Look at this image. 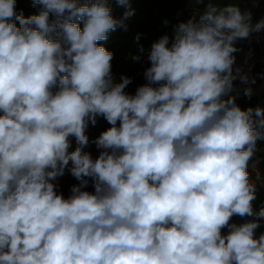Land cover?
Segmentation results:
<instances>
[{
    "label": "clouds",
    "instance_id": "clouds-1",
    "mask_svg": "<svg viewBox=\"0 0 264 264\" xmlns=\"http://www.w3.org/2000/svg\"><path fill=\"white\" fill-rule=\"evenodd\" d=\"M15 3L0 0V264H264L258 221L229 223L254 215L247 169L264 109L223 98L241 71L234 42L264 19L209 0L171 46L166 35L151 45L132 96L98 43L123 25L107 0H33L41 11L28 17ZM97 116L111 127L94 160L83 148ZM69 161L80 184L64 198L51 181Z\"/></svg>",
    "mask_w": 264,
    "mask_h": 264
},
{
    "label": "trees",
    "instance_id": "trees-1",
    "mask_svg": "<svg viewBox=\"0 0 264 264\" xmlns=\"http://www.w3.org/2000/svg\"><path fill=\"white\" fill-rule=\"evenodd\" d=\"M209 0H129L127 6H122L117 0H107V6L111 9V15L122 20L123 25L111 31L108 39L98 42L111 52V82L118 84L122 82V77L130 78V83L125 87L124 92L134 96L138 87L145 85L148 81L145 79V70L151 66L148 60V54L151 50V45L158 41L161 37L169 38V46L176 36V27L180 23H186L193 20L195 23L200 22V16L203 14ZM219 7L228 4H234L241 9L242 13L248 14V22L255 25L260 20L264 19V0H212ZM41 5L34 4L33 0H16L15 10L17 13L22 12L25 17L33 14H38L41 11ZM131 11L132 15L124 17V13ZM50 19L54 16L50 15ZM17 27L19 22L15 21ZM81 28L83 21H78ZM256 34L253 31L246 39H237L234 44L238 49L233 55L235 57L234 69H236L237 54L241 51H255L258 46L252 37ZM253 69V75L256 78L254 83L249 85L255 86L263 83V87L258 93L246 94V89H250L249 85H240L236 79L233 80V88L223 98L226 100L230 97L234 98L235 103L241 109L249 107L255 109L257 107L264 109V66ZM153 87H158V84H153ZM59 85L53 88V92L57 91ZM3 113L0 112V115ZM255 115L253 120L257 121ZM119 123V122H118ZM111 125L103 116L96 117V123L92 124L89 121L85 129V135L88 137V144L84 146L83 151L90 153L95 160L104 149L99 148L96 144L100 134L110 128ZM70 148L69 152L75 151L79 144L74 136L69 137ZM72 163L65 167L63 175L57 176L52 183L55 184V191L62 194L64 198L71 195V188L79 185L80 181L71 174ZM250 182L255 185V199L252 201L253 216L248 217L250 221H258L259 227L255 229V238H259L264 234V218L255 215L261 208H264V139L256 142L254 155L248 162ZM88 185L83 189L89 192H94V185L91 178ZM241 217V216H240ZM230 224H236L234 217H231ZM237 225V224H236ZM230 229L225 227L221 230L222 235H227Z\"/></svg>",
    "mask_w": 264,
    "mask_h": 264
},
{
    "label": "rangeland",
    "instance_id": "rangeland-1",
    "mask_svg": "<svg viewBox=\"0 0 264 264\" xmlns=\"http://www.w3.org/2000/svg\"><path fill=\"white\" fill-rule=\"evenodd\" d=\"M252 40L257 43V50L255 51H241L237 54L236 58V68H239L241 71L237 75L236 81L240 85H249L250 83H254L256 78L253 75V69L264 66V30L256 32V34L252 37ZM240 75H247V82L242 81L239 77ZM263 87V83H260L255 86L249 85L252 93H258L259 90ZM234 221L237 225H241L246 222H250L248 217H240L239 215H233Z\"/></svg>",
    "mask_w": 264,
    "mask_h": 264
}]
</instances>
